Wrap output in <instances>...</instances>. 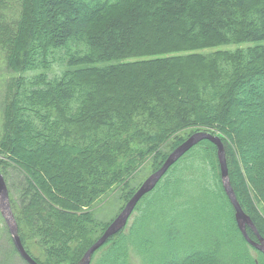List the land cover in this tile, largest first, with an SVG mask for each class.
Segmentation results:
<instances>
[{
    "label": "trees",
    "instance_id": "1",
    "mask_svg": "<svg viewBox=\"0 0 264 264\" xmlns=\"http://www.w3.org/2000/svg\"><path fill=\"white\" fill-rule=\"evenodd\" d=\"M0 79V172L38 264H77L113 220L98 200L114 192L119 213L143 166L195 132L222 140L264 239V0H0ZM216 154L201 140L182 155L90 264H264ZM158 217L169 234L150 238Z\"/></svg>",
    "mask_w": 264,
    "mask_h": 264
},
{
    "label": "water",
    "instance_id": "2",
    "mask_svg": "<svg viewBox=\"0 0 264 264\" xmlns=\"http://www.w3.org/2000/svg\"><path fill=\"white\" fill-rule=\"evenodd\" d=\"M201 140H209L215 146H217V156L219 160V167L221 173V180L225 190V193L228 196L230 203L235 210V220L237 223V228L242 232L244 239L247 242L256 248L258 251H261L264 254V239L257 230L254 222L251 218L243 212L240 203L238 202L235 192L233 191L227 167V160L224 150V145L221 142L219 136L211 134L209 132H195L191 136H189L183 143H180L178 147H176L164 161L162 166L158 168L155 172L151 173L146 179L145 182H142L141 186L136 190L133 196L129 199L123 210L116 216V218L109 224L106 230L103 232L102 236L93 244L91 247L85 252L83 257L82 264H90L91 256L98 250V248L102 247L105 242L115 235L117 232L122 230L128 223V219L132 215L135 206H137L138 202L142 199V197L151 192L176 161H178L182 155H184L188 150H190L196 143ZM0 213L2 214L4 220L9 226L13 243L15 249L19 253V255L28 263V264H38L24 249V246L21 242L20 237L17 235V224L15 222L13 213L11 212V205L9 201V194L7 190V186L0 172ZM247 227L251 228L256 235L257 240H253L249 237L247 233Z\"/></svg>",
    "mask_w": 264,
    "mask_h": 264
},
{
    "label": "rangeland",
    "instance_id": "3",
    "mask_svg": "<svg viewBox=\"0 0 264 264\" xmlns=\"http://www.w3.org/2000/svg\"><path fill=\"white\" fill-rule=\"evenodd\" d=\"M0 83H1V79H0ZM0 86H1V84H0ZM144 169H145V167L143 166V169H141L142 171L139 174H137V179L140 180L139 183H141V184H142V182H145V179L151 174L150 170L148 172V170H144ZM6 172H8L7 175L9 176V184L10 185H14L16 183L15 180H18V181L21 180V178H20L21 176L19 177L14 169H10V170L7 169L5 171V173ZM14 173H16V174L13 175ZM7 189H8V194H9V197H10V187H9V185H8ZM14 190L16 192V189L12 188V191H14ZM110 195L111 196L114 195V192H111L107 196V198H105L103 200H101L102 199V197H101L98 200L99 202L97 203V210L100 211V213H101L100 216H102V219L104 221H109L112 218L114 219L121 212L120 211L119 213H117V207H116L117 205L110 206L111 203H114V201L110 198L111 197ZM14 218H15V216H14ZM131 219H132V216H131V218L128 221V226H130L131 223H132ZM162 221H163V218L158 217V218H156V220H154L152 222V224H153L152 228L150 230H147V232H146L147 235L150 238H160V237H164L167 234H169L168 231L160 232V231L156 230V228H155L156 226L155 225L161 224ZM99 256H100V253L95 255L94 256L95 260H97V258H99ZM1 257H2V260L6 259L7 260L6 262L8 264H27L26 262L25 263L23 262L22 258L21 259L19 258L20 257L19 254L14 249V245H13V242H12L11 232H10L9 226L7 225L6 221L4 220V218L2 217V215L0 213V258ZM80 259L81 260L77 264H82L83 257L80 258ZM132 262H133V264H140V261H139V259L136 256L132 257ZM59 264H73V263H70V261L62 259V261H60Z\"/></svg>",
    "mask_w": 264,
    "mask_h": 264
}]
</instances>
